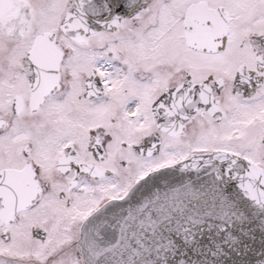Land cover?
I'll list each match as a JSON object with an SVG mask.
<instances>
[{"label":"snow or ice","instance_id":"1","mask_svg":"<svg viewBox=\"0 0 264 264\" xmlns=\"http://www.w3.org/2000/svg\"><path fill=\"white\" fill-rule=\"evenodd\" d=\"M0 264H264V0H0Z\"/></svg>","mask_w":264,"mask_h":264}]
</instances>
